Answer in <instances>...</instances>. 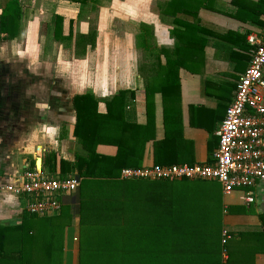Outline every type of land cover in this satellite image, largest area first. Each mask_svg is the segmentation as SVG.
Returning <instances> with one entry per match:
<instances>
[{"label":"crops","instance_id":"crops-1","mask_svg":"<svg viewBox=\"0 0 264 264\" xmlns=\"http://www.w3.org/2000/svg\"><path fill=\"white\" fill-rule=\"evenodd\" d=\"M36 1L19 0L16 34H0L2 185L17 186L34 170L78 176L77 157L87 152L73 136L76 125L106 142L95 148L102 157H116L121 147L127 168L213 164L216 130L251 58L247 38L264 29V0H103L90 4L94 28L83 17L90 6L39 0L36 8ZM87 94L97 103L77 116L74 99ZM217 191L229 258L264 264V184L254 188L252 204L243 190ZM77 192L61 198L56 215L32 219L26 198L0 194V227L30 218V236L55 238L61 264H79Z\"/></svg>","mask_w":264,"mask_h":264},{"label":"trees","instance_id":"trees-1","mask_svg":"<svg viewBox=\"0 0 264 264\" xmlns=\"http://www.w3.org/2000/svg\"><path fill=\"white\" fill-rule=\"evenodd\" d=\"M62 1L77 3L82 11L102 0ZM22 15L19 0L0 5V34L14 36ZM62 22L56 16L57 33ZM96 103L88 94L76 97L77 116L81 109L90 113ZM73 136L87 152L85 158L77 157L82 180L72 196L81 226L79 264H234L229 258L232 240L222 235L216 182L121 180V170L129 167L119 157L121 147L116 146V157L105 158L95 148L106 142L84 133L81 125ZM66 215L71 216L69 211ZM29 219L17 228L0 227V264H61L55 235L53 241L30 236Z\"/></svg>","mask_w":264,"mask_h":264},{"label":"built area","instance_id":"built-area-1","mask_svg":"<svg viewBox=\"0 0 264 264\" xmlns=\"http://www.w3.org/2000/svg\"><path fill=\"white\" fill-rule=\"evenodd\" d=\"M247 42L251 58L216 130L213 164L126 168L120 172L121 180L213 181L224 195L243 190L245 203H254V188L264 184V29L260 37L249 36ZM80 184L74 174L48 177L34 170L25 172L17 186L0 183V194L26 198L25 210L31 215L53 216L61 209V198L76 193Z\"/></svg>","mask_w":264,"mask_h":264},{"label":"rangeland","instance_id":"rangeland-1","mask_svg":"<svg viewBox=\"0 0 264 264\" xmlns=\"http://www.w3.org/2000/svg\"><path fill=\"white\" fill-rule=\"evenodd\" d=\"M103 1V0H102ZM105 1V0H104ZM38 2H39V0H38ZM38 2L36 1V8H37V4H38ZM25 4V3H24ZM23 4V7H25L24 9H25V13L28 11L27 10V7H26V4L24 5ZM90 6V10H88V12H86V11H84V13H83V15H85V16H83V17H85V23H87V26H89V28H94V27H96V22H97V17H98V14L95 12V10H91V8L92 7H94V6H91V5H89ZM95 8V7H94ZM44 21L45 19H44V16H42V18H41V21ZM215 185H216V187H217V189L219 188V185H218V183H215ZM14 245L12 244V247H13Z\"/></svg>","mask_w":264,"mask_h":264},{"label":"bare ground","instance_id":"bare-ground-1","mask_svg":"<svg viewBox=\"0 0 264 264\" xmlns=\"http://www.w3.org/2000/svg\"><path fill=\"white\" fill-rule=\"evenodd\" d=\"M38 166H40V163L38 162Z\"/></svg>","mask_w":264,"mask_h":264}]
</instances>
